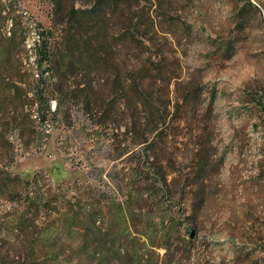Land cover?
<instances>
[{
  "label": "rangeland",
  "instance_id": "374dc122",
  "mask_svg": "<svg viewBox=\"0 0 264 264\" xmlns=\"http://www.w3.org/2000/svg\"><path fill=\"white\" fill-rule=\"evenodd\" d=\"M249 1L0 0V264H264Z\"/></svg>",
  "mask_w": 264,
  "mask_h": 264
},
{
  "label": "trees",
  "instance_id": "16d2710c",
  "mask_svg": "<svg viewBox=\"0 0 264 264\" xmlns=\"http://www.w3.org/2000/svg\"><path fill=\"white\" fill-rule=\"evenodd\" d=\"M247 4L251 5L250 1L249 0H245ZM87 238H88V233L86 232V235H85V240L87 241Z\"/></svg>",
  "mask_w": 264,
  "mask_h": 264
},
{
  "label": "water",
  "instance_id": "95a60500",
  "mask_svg": "<svg viewBox=\"0 0 264 264\" xmlns=\"http://www.w3.org/2000/svg\"><path fill=\"white\" fill-rule=\"evenodd\" d=\"M192 236H193V232L190 233V238H192Z\"/></svg>",
  "mask_w": 264,
  "mask_h": 264
},
{
  "label": "built area",
  "instance_id": "2783aa9c",
  "mask_svg": "<svg viewBox=\"0 0 264 264\" xmlns=\"http://www.w3.org/2000/svg\"><path fill=\"white\" fill-rule=\"evenodd\" d=\"M52 108H53V110H54L55 106H52Z\"/></svg>",
  "mask_w": 264,
  "mask_h": 264
}]
</instances>
